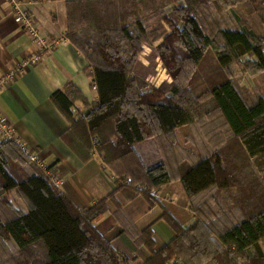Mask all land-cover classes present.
<instances>
[{
  "label": "trees",
  "instance_id": "16d2710c",
  "mask_svg": "<svg viewBox=\"0 0 264 264\" xmlns=\"http://www.w3.org/2000/svg\"><path fill=\"white\" fill-rule=\"evenodd\" d=\"M237 3L256 14L264 26L260 8L264 0H71L67 4L66 36L88 61L98 99L89 105L75 92L87 107L81 123L73 118V100L67 92L57 91L50 100L72 128L87 129L88 150L94 148V137V149L104 154V163L120 170L116 191L127 187L132 197L141 194L150 205H160L162 218L176 236L154 252L150 228L142 231L141 244L150 253L146 264H264L260 246L264 241V101L255 89L242 88L231 73L233 64L242 65L250 78L264 73V39L249 30L223 29V15ZM167 7L171 8L168 14ZM206 11L213 21L210 26L199 19V13ZM160 23L171 31L156 50L166 69L176 72L174 80L183 73L186 79L192 71L197 75L190 78V87L160 85L153 91L154 100L142 92L144 82L136 68L147 37L155 41L162 36ZM196 87L199 96L194 95ZM205 97L206 104L201 102ZM213 114L223 120L232 145L191 164L177 163L175 178L187 198L212 189L222 196L212 194L204 219L183 230L188 219L175 217L172 207L151 195L152 190L170 184L172 176L163 163L146 167L135 146ZM11 190H16L28 210L13 211L4 223L0 220V264H126L94 227L107 210L106 200L86 210L76 209L45 171L8 144L0 147V195ZM0 203L8 207L6 200Z\"/></svg>",
  "mask_w": 264,
  "mask_h": 264
},
{
  "label": "crops",
  "instance_id": "0c3cea01",
  "mask_svg": "<svg viewBox=\"0 0 264 264\" xmlns=\"http://www.w3.org/2000/svg\"><path fill=\"white\" fill-rule=\"evenodd\" d=\"M16 1L32 16L41 36L48 42H55L56 46L45 53L38 64L30 65L22 73H16L15 70L20 64L36 54L37 46L15 23L9 2L0 0V80L10 75L0 88V111L18 135L21 144L36 157L32 163L50 176L76 209L86 210L97 202L106 200L107 210L94 223V227L116 256L124 259L126 264L128 262L129 264H146L150 259V253L141 244L142 239L139 234L142 231L150 228L154 252L160 251L176 236L167 220L162 218L163 211L160 205H150L141 194L132 197L127 187L116 191L120 170L116 165L108 166L104 163V154L94 149L96 147L93 145L94 137L91 138V145L94 148L89 151L87 129L84 126L72 128L50 100L51 95L57 91L67 92L69 98L73 100L71 107L73 118L81 123L87 107L79 100V97H75L77 95L75 92H78L89 105H94L98 99L88 61L66 36L67 4L71 0ZM260 8L264 13V4H260ZM170 11V7L165 8V13L168 14ZM230 15L235 26L223 29L232 33H243L244 30H249L255 36L264 38V28L258 16L250 14L243 4L233 7ZM153 22L154 20L149 24ZM160 25L162 36L155 42L161 41L170 33V29L164 23ZM255 28H258L259 32ZM155 42L152 41V44ZM150 48L148 46L147 51L151 52L153 48ZM144 49L146 50V45L142 46V50ZM141 54L143 53L137 56V61L142 68L146 69L148 68L146 64L150 63L148 60L150 55L141 57ZM247 59V56L244 57V60ZM154 61L156 62L155 58ZM154 70L155 66L149 74L144 76L145 87L152 85L149 75H152ZM252 83L256 89L260 87L264 92V79L261 76L258 75ZM67 85L73 86L74 90H66ZM144 86L142 92L145 89ZM117 140L118 138L114 137L113 142ZM150 143L151 140L147 139L136 144L135 149L141 158L143 157L138 150L142 149L143 152L145 148H154ZM157 152L155 149L153 154L149 153V158L151 159L152 156L155 158ZM143 154L145 156L147 153L143 152ZM157 160L156 164H159L160 158L157 157ZM22 167L31 172L28 165L23 164ZM166 169L168 172L167 166ZM175 189L176 192L166 185L152 192L157 193L155 198H158L159 202H167L168 197L165 196L171 194H174V197L178 195L179 205L184 206L185 203L193 200L185 196L180 183ZM152 192L151 195L154 196ZM13 196L16 201L20 200L16 190L3 192L0 195V201L6 200L8 203V207L0 203V220L3 223L12 218L13 211L26 213L28 210V208L23 210L22 207L15 208L11 200ZM110 196H112L111 199H108ZM168 204L177 206L170 201ZM208 204L213 206L211 203ZM173 209L175 217L188 219L182 224L183 230L193 224L192 220L196 221L195 213L190 215L184 213L183 210H186V207L178 206ZM204 209L208 210V207L205 205ZM199 214L202 216L201 213ZM13 248L15 249V246ZM168 264L180 263L172 261Z\"/></svg>",
  "mask_w": 264,
  "mask_h": 264
},
{
  "label": "rangeland",
  "instance_id": "374dc122",
  "mask_svg": "<svg viewBox=\"0 0 264 264\" xmlns=\"http://www.w3.org/2000/svg\"><path fill=\"white\" fill-rule=\"evenodd\" d=\"M239 4H243V3H237L234 5V7L236 5H239ZM231 11H232V9H231ZM210 12H211V10H210ZM212 13L215 14L213 11H212ZM199 19L207 21L208 26H210L213 22L209 18V12L208 11L203 12V13H199ZM223 20H224L223 28H229V27L235 26L234 20L231 17L230 13H228V14L225 13L223 15ZM259 21H260V19H259ZM260 23H261V21H260ZM179 25H181V23H178V26ZM263 28H264V26H263ZM255 29L257 32H259L258 28H255ZM148 31H150V30H148ZM158 33L162 34V29ZM152 39H154V38L147 37L148 42H146V44H145L146 50L144 49L141 51L143 53V54H141V57H143V56L148 57L150 55L148 57V60L150 61V63L146 64V66H148V68H146V69L142 68L139 65V63H138V66L136 68L138 76H140L141 79L143 80L144 76L149 74V72L152 71V67L155 66V70L152 74L153 76L149 75V76H151V77H149L150 78L149 81L151 82L150 84H152V85H148V86L146 85V87L144 86L145 89H143V93L144 94L146 93L148 95H153L154 94L153 91L157 90V88H159L160 85H162V84H167L168 86L173 84V86H182L183 88H186L188 86L190 87V84H188V82H189L190 78H194L193 75H195V76L197 75V72L193 73V71H192V73H191L192 75H188V77L186 79L184 77H182V76H185V74L183 73V74H181V77L179 76V77H177L176 80H174L176 72L175 71H168L166 69V67L164 66V63H162V60L160 59V57L156 53L157 47L159 46L158 44H161L162 40L161 41L159 40V42H155L153 40V42H155V44L153 43L154 44V47H153ZM262 39H264V38H262ZM148 46L153 48L151 51L152 53L150 51H147ZM154 58L156 59V62L154 61ZM242 60H244V58H242ZM231 71H232L231 73L234 76L235 81H237L242 88H244L246 90L255 89L257 94L262 99H264V92L261 91L260 87H258V89H256L255 85H253V83H252V80L253 79L255 80V78L258 77V75L264 79V73H259L255 76H253L252 78H250L248 75L244 74V69H243L242 65H237V64L232 65ZM145 84H148V83H145ZM200 92H201V90L197 89V87H196V89L194 91V95L199 96ZM156 96H157L156 94H155V96L153 95L154 100L156 99ZM174 101H175V99H174ZM201 102L206 104V103H208V99H206V97H205L204 99H202ZM149 140H151V143H150L151 146L154 147L158 151L155 158H154V156H152L150 159L148 156L149 153L153 154V152L155 151L154 148H151V149L145 148L143 151L144 153H147L145 156L142 152V149H139L138 152L142 155V157H143L142 160L146 163V167H151L153 165H156V163H158L157 157L160 158L161 162H159V163L165 164L168 168V173L172 176L171 184H168V185H169V188L174 189V192H176L175 188L179 184V182L175 178L176 173H177V170H175L177 168V163L178 164L179 163L180 164H187V163L191 164V163L196 162L198 159L205 157L207 154L218 150L220 147L228 146V148H229L232 145L228 141V140H230L229 133H228L226 126L223 123V120L220 117H218L216 114L200 118L198 121H196L190 125H187L185 127L179 128L167 136H160L159 138H157V140H155V139H149ZM228 148H226V149H228ZM263 182H264V180H263ZM216 192H218L216 189H212L211 191L202 193V194L192 198L193 200H191L190 202L185 203L184 206L182 204L179 205V200L177 199L178 195H176L174 197V194H171L170 196L167 195L165 197H168V201H170V203L174 202V204L177 205L176 207L168 204V201L167 202L160 201V202L163 203L164 205H166L167 207H173V208H178V206L180 208L186 207V210H183L184 213H186L188 215L195 213L196 220L202 221L201 219H204V216H201L199 213L203 214V212H206V210L204 209V206L207 202L212 201V198H213L212 194H216ZM152 194H154V198H155L156 197L155 195L157 193L155 194L154 192H152ZM164 195H166V194H164ZM218 195L222 196V193L218 192ZM11 200H13V206L15 208L20 209L22 207L23 210L27 209V205L22 199H20L19 201H16L14 196H13ZM156 200L159 201L158 198H156ZM184 202H185V200H184ZM192 222L194 223L195 220H192ZM262 243H263V245H260V246H261V249L264 251V241ZM7 245L10 248V250L13 253H15L14 252L15 249L13 248L12 243L8 242ZM128 264H129V262H128Z\"/></svg>",
  "mask_w": 264,
  "mask_h": 264
},
{
  "label": "built area",
  "instance_id": "2783aa9c",
  "mask_svg": "<svg viewBox=\"0 0 264 264\" xmlns=\"http://www.w3.org/2000/svg\"><path fill=\"white\" fill-rule=\"evenodd\" d=\"M7 1L10 4L11 14L14 18L15 23L22 31L26 33L29 40L37 46L36 54L27 58L15 70L16 73H22L30 65L34 66L38 64L41 61V57L45 53L54 49L56 43L48 42L44 37L41 36L39 29L34 22V19L29 14V12L25 8H23V6H21L19 2H17L16 0ZM8 78H10V75L5 76L0 80V88L2 83H4ZM8 144L15 145L29 161L34 162L36 160V157L21 144L18 135L15 133L5 115L0 111V147Z\"/></svg>",
  "mask_w": 264,
  "mask_h": 264
}]
</instances>
